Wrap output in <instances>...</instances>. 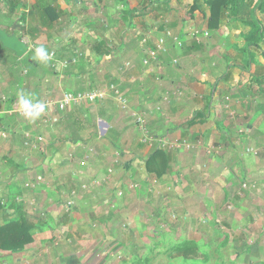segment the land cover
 <instances>
[{"label":"crops","instance_id":"crops-1","mask_svg":"<svg viewBox=\"0 0 264 264\" xmlns=\"http://www.w3.org/2000/svg\"><path fill=\"white\" fill-rule=\"evenodd\" d=\"M97 1L0 0V35L14 37L26 47L19 57L0 39V224L21 214L32 239L22 249L0 251V264H87L77 238L89 229L75 220L78 215L64 213L69 197L89 198L107 191L101 197L108 199L113 191L137 190L148 176L166 180L168 161L161 176L146 169V161L161 149L139 144L135 112L145 114L146 130L154 137L181 136L190 143L205 139L213 149L227 144L233 150L234 130L246 120L252 123L246 125V142L264 147V106L258 100L264 98V73L256 71L262 57L254 55L249 64L238 48L242 54L233 62L241 65L233 63L227 74L222 72L227 66L224 45L231 48L236 33L250 29L246 20L233 11L223 12L210 28L208 0H100V7ZM253 6L252 0L245 11L255 16ZM184 15L186 22L180 18ZM258 21L264 30V18ZM228 26L234 30L224 33ZM190 27L202 32L200 38L188 36ZM166 31L179 38V48ZM146 34L148 42L142 45ZM158 39L166 51H156L154 60L147 50H156ZM41 46L52 54L46 63L33 58ZM110 85L119 89L128 109L109 97L63 110L56 106L64 93ZM168 91L180 95L164 104L161 98ZM20 93L46 105L36 120L19 112ZM231 111L236 115L230 116ZM220 124L232 133L217 131ZM201 155V162L208 161ZM240 158L244 159L241 153L232 154L229 165ZM244 160L251 176L264 178L262 165ZM217 179L214 197L222 191ZM252 181L258 184L257 179ZM220 204L217 200L214 206ZM49 222L65 226L66 236L60 237L57 247L52 241L61 226L51 227Z\"/></svg>","mask_w":264,"mask_h":264},{"label":"rangeland","instance_id":"rangeland-1","mask_svg":"<svg viewBox=\"0 0 264 264\" xmlns=\"http://www.w3.org/2000/svg\"><path fill=\"white\" fill-rule=\"evenodd\" d=\"M97 2L100 7V0ZM93 4L97 6L95 2ZM253 4L257 20H262L264 8L260 9L259 5L263 6L264 0H253ZM186 17L187 15H184L180 18L186 22ZM223 29L224 33L234 30L231 26ZM168 32V36L179 48V38ZM249 32L250 29L245 28L244 31L236 33L234 43L230 44L232 47L236 46L235 48H229L225 43L228 51L224 52L223 62L227 66L222 72L228 73L227 69L235 62L234 56L242 54L238 49L241 48L245 60L248 56L249 64L253 62L254 55L262 57L256 71L264 73V41L246 42ZM200 33L202 32L191 30L190 27L188 36L198 39ZM259 35L261 36L260 32ZM148 37L149 34L143 36L142 45L147 44ZM262 37L264 38V34ZM156 42V51L165 52L164 41L158 39ZM225 42H232V39ZM246 45L247 52H244ZM157 56L158 54L154 60H157ZM175 64L173 62V65ZM234 64L241 65L240 62ZM261 90L264 96V84ZM257 98L255 97V101ZM259 99L264 106V98ZM235 115L236 112H230V116ZM132 120L138 130L139 144L148 148L159 146L164 152L165 161L169 162L170 172L163 182H157L158 180L148 176L141 183L144 184L143 188L129 189L126 193L113 191L108 199L101 197L103 194L106 196L107 191L89 198L78 197L79 205L77 194L69 197L66 208L68 211L64 213L78 215L75 220L80 224H87L84 228L89 229L88 233L77 238V245L81 246L82 257L86 258V263L264 264V178L261 177L262 174L257 176V173L251 176L246 170L247 164L244 163V159H249L254 166L258 162L264 168V147H256L252 142L245 140L246 129H249L246 125L250 127L252 123L245 120L246 125L234 130L235 136H232L235 142L234 146L232 145L233 150H230L225 146L227 144L213 149V144L205 139L190 143L181 136L175 137L176 140H169L172 135L154 137L149 132L147 137H151L154 142L144 143L141 142L139 126L135 119ZM216 129L226 134L232 133V130L222 124L216 125ZM234 153H241L244 159H238V164L231 166L228 162ZM201 154L206 156L209 162H201ZM219 156L222 158H218ZM200 168H205L203 176L199 174ZM219 171L220 174L216 176ZM215 178H218L216 183L221 185L222 189L218 197H214L215 190L212 188ZM188 179L191 181L190 186L187 185ZM255 179L258 184L252 181ZM155 181L156 185H152ZM201 181L203 184H198ZM46 195L47 191L42 194L44 197ZM217 200L221 201L220 207L214 206ZM48 225L55 228L61 226L52 241L53 246L57 247L60 237L63 239L66 236L65 226L60 225V222H49Z\"/></svg>","mask_w":264,"mask_h":264},{"label":"trees","instance_id":"trees-1","mask_svg":"<svg viewBox=\"0 0 264 264\" xmlns=\"http://www.w3.org/2000/svg\"><path fill=\"white\" fill-rule=\"evenodd\" d=\"M251 1L252 0L248 1L249 5ZM207 5L210 12V28L216 26L219 17H221L220 13H228L230 11H233L236 17L239 16L238 18L240 20H246L245 24L250 28V32L246 39V42H256L258 40L264 41V38L262 37L264 34V30H262L263 27L261 25V22L256 20L252 12L246 13L245 11L247 9V6L249 7L246 0H208ZM263 6L259 5V8H264ZM167 32L168 31H166L165 33L166 35ZM259 32L261 33V36L259 35ZM163 153V151L158 150L154 152L152 156L146 161V169L148 171L158 173V176H161L159 171L165 165V156L163 155ZM1 209L2 207L0 206V210ZM31 241L32 239L30 236V225L25 221L21 214H18L16 218L10 219L8 221H5L3 224H0V251L19 250L24 248Z\"/></svg>","mask_w":264,"mask_h":264},{"label":"built area","instance_id":"built-area-1","mask_svg":"<svg viewBox=\"0 0 264 264\" xmlns=\"http://www.w3.org/2000/svg\"><path fill=\"white\" fill-rule=\"evenodd\" d=\"M168 34L169 32H167V36ZM148 55L150 56L151 59H155L157 52L156 50H149ZM51 56L52 54L50 55V57ZM174 62L177 63V61H174ZM179 95L180 94L177 91H168L163 95L162 101L168 104L172 99L173 100L176 99ZM108 97L115 100L122 109L124 110L128 109L126 100L121 96L120 91L114 85H110L108 86L107 89H104L101 91H87L85 93H80V94L64 93L61 99L57 101L56 106L58 109L63 110L67 106L72 105V104H80L83 101L93 102L95 100H101V99L108 98ZM144 115L145 114L139 113V112L132 114L133 118L135 119L137 125L140 128L139 131L142 135L141 142L150 144L152 143L153 139H151V137L150 138L147 137L148 131L146 130V126H145L146 122L144 119Z\"/></svg>","mask_w":264,"mask_h":264},{"label":"clouds","instance_id":"clouds-1","mask_svg":"<svg viewBox=\"0 0 264 264\" xmlns=\"http://www.w3.org/2000/svg\"><path fill=\"white\" fill-rule=\"evenodd\" d=\"M34 59H38L41 62H47L50 56L46 49L41 46L35 49ZM19 109L22 112L25 119L34 121L42 113H44L46 105L37 101L31 94L20 93L18 95Z\"/></svg>","mask_w":264,"mask_h":264},{"label":"water","instance_id":"water-1","mask_svg":"<svg viewBox=\"0 0 264 264\" xmlns=\"http://www.w3.org/2000/svg\"><path fill=\"white\" fill-rule=\"evenodd\" d=\"M0 39L5 47L13 50L19 57H21L26 52L25 45L16 38L0 35Z\"/></svg>","mask_w":264,"mask_h":264}]
</instances>
